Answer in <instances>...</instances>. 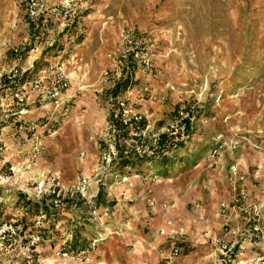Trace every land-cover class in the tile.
I'll return each mask as SVG.
<instances>
[{"label":"rangeland","instance_id":"obj_1","mask_svg":"<svg viewBox=\"0 0 264 264\" xmlns=\"http://www.w3.org/2000/svg\"><path fill=\"white\" fill-rule=\"evenodd\" d=\"M43 3L31 21L21 0H0V264H264V0ZM127 52L135 71L116 101L125 117L142 116L151 138L192 119L165 166L123 178L110 163L105 92ZM57 68L66 87L34 99L25 84L43 77L50 92ZM18 193L85 204L42 244L10 226ZM75 226L87 251L69 255Z\"/></svg>","mask_w":264,"mask_h":264},{"label":"trees","instance_id":"obj_2","mask_svg":"<svg viewBox=\"0 0 264 264\" xmlns=\"http://www.w3.org/2000/svg\"><path fill=\"white\" fill-rule=\"evenodd\" d=\"M119 64L121 65V77L114 82L110 90L105 92L106 97L112 102L107 110L106 123L107 133L113 148V152L109 154L110 163L115 166L112 170L124 178L131 173L141 175L140 167L149 163L163 162L165 166L172 150L180 146L181 142H177L176 139L182 134L183 136L189 135L192 116L186 114L185 118H180L182 130L161 133L156 138H151L146 131V120L142 116L125 117L124 104H116L117 98L131 87L135 71L133 54L127 52L126 55L121 56ZM179 109L180 105H176L174 116L177 119ZM100 144L103 145L102 142ZM95 199L99 204L101 201L100 192ZM84 204L80 194L70 198L52 193L43 194L39 199H28L22 193H18L15 208L19 209L20 216H16L14 222H10V226L17 238L22 239L25 236L36 235L40 243L43 244L46 241H51V237L55 234V223L62 219L61 216L65 212L71 209H80ZM36 218H41L39 222L48 224V227L37 228L34 224ZM51 244L53 245L54 241ZM64 245L63 249L69 255H79L87 251V242L81 236V228L75 226L74 230L69 233V239H66Z\"/></svg>","mask_w":264,"mask_h":264},{"label":"built area","instance_id":"obj_3","mask_svg":"<svg viewBox=\"0 0 264 264\" xmlns=\"http://www.w3.org/2000/svg\"><path fill=\"white\" fill-rule=\"evenodd\" d=\"M24 3V13L25 16L31 20L36 21L43 15H45V8L43 0H21ZM22 70L14 69L11 73L7 75L8 80L11 82L18 83L20 81V78L23 75ZM65 76L63 75V72L60 68H57L54 72V81L56 86H54L50 92H45V86L43 85V77L33 80L30 83H26V86H29V89L31 92H35L39 97H50L54 98L58 95L59 90H62L66 87V80ZM19 80V81H18ZM23 87V86H22ZM24 88V87H23ZM18 105H22L23 97L16 96Z\"/></svg>","mask_w":264,"mask_h":264},{"label":"crops","instance_id":"obj_4","mask_svg":"<svg viewBox=\"0 0 264 264\" xmlns=\"http://www.w3.org/2000/svg\"><path fill=\"white\" fill-rule=\"evenodd\" d=\"M33 52H34V50H33ZM30 53V52H29ZM29 53H28V55H29ZM31 57V56H30ZM37 59V56H33V58L30 60L31 62H34L35 60ZM31 62H29V63H31ZM29 63H27V64H29ZM32 65V64H31ZM31 65H28V66H26V68L25 69H29L30 67H32ZM40 73H44V71H40ZM1 76V75H0ZM5 87H6V85H1L0 86V89H1V91H0V99H1V101H4V100H7V91L9 90V89H5ZM15 87H17V86H15ZM3 89H5V90H3ZM13 91H10L9 92V94L11 95L12 94V92H16L17 90H18V88H14V89H12ZM27 90H29L30 91V89L28 88ZM28 92V91H27ZM32 95H33V97H34V99H38L39 100V102L40 101H42V100H40L39 99V96L35 93V92H32ZM13 115V114H12Z\"/></svg>","mask_w":264,"mask_h":264}]
</instances>
